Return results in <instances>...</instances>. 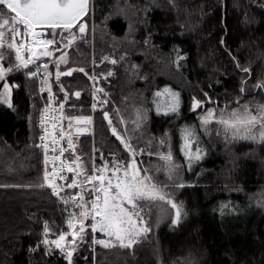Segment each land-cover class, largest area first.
Listing matches in <instances>:
<instances>
[{"label": "trees", "instance_id": "1", "mask_svg": "<svg viewBox=\"0 0 264 264\" xmlns=\"http://www.w3.org/2000/svg\"><path fill=\"white\" fill-rule=\"evenodd\" d=\"M261 5L264 0H175V7L170 0H93L92 11L83 19L87 31L78 42L80 52L69 57L67 68L88 70L94 26L97 57L102 62L100 88L109 97L98 92L94 133L79 136L75 153L70 152L69 157L79 156L86 167L93 157L95 164H100L99 154L107 160L110 154L123 157L122 145L103 112L107 110L111 119L119 109V115L131 119L135 109H144L148 120L132 132L131 142L155 153L158 139L165 133L171 136V151L185 186L168 189L182 202L186 215L178 225L171 224V215L158 226L153 224L145 239L131 248H104L85 235L74 251L73 264H264V204L257 202L264 193V144L229 143L215 132L204 135L197 120L199 110H188L190 99L201 98L202 92L219 101L220 107L236 106L233 101L237 97L240 104L264 101V94L253 87L258 79H264ZM174 49L186 57L180 68L174 63ZM2 51L6 61L10 56L14 59L6 48ZM107 55L115 59L124 55L131 63L116 66L104 61ZM233 57L242 67H250L251 74L241 72ZM133 66L139 71H131ZM109 72L112 75L105 80ZM241 80H247L243 94ZM7 82L20 87L12 91L14 109L0 103V264H69L59 249L50 251L43 243L38 246L44 238L45 222L54 238L67 229L61 199L39 188L43 156L38 148V116L44 102L38 95V83L20 72L10 75ZM55 84L59 99L66 96L69 106L80 109L90 105L91 86L83 74L59 82L55 79ZM165 86L180 93L178 117L156 112L155 101L162 98L154 94ZM77 91L79 97L74 94ZM105 99L108 103L101 104ZM71 112L90 115L86 109ZM192 123L206 155L189 171L179 129ZM149 140L152 148L146 147ZM77 192L66 191L61 196ZM222 204L228 205L223 213ZM94 237L100 239L101 233Z\"/></svg>", "mask_w": 264, "mask_h": 264}, {"label": "snow or ice", "instance_id": "2", "mask_svg": "<svg viewBox=\"0 0 264 264\" xmlns=\"http://www.w3.org/2000/svg\"><path fill=\"white\" fill-rule=\"evenodd\" d=\"M170 3L175 7V0H170ZM261 6L264 7V5ZM89 13L90 0H0V81L3 82L0 103L9 109H14L12 91L14 88H19L20 85L10 84L7 80L10 75H15L17 72L24 74L26 78H36L42 73L40 91L43 92L47 89V99L49 101L55 99L50 83L52 72L49 71V65L45 63L41 66L38 61L42 57L53 55L49 45L64 44L65 47H70L76 39L74 28L78 27L79 33L86 31L87 24L83 18ZM5 28H8V33L5 32ZM21 28L23 31H20ZM46 33L51 38H45ZM6 35L11 37L7 42V49L14 52V59L10 56L7 61L4 51H2L5 47ZM57 36L60 38L59 42L56 40ZM17 37H20L23 42H17ZM144 42L148 43V39ZM174 51L176 52L174 63L177 68H180L182 67L180 62L186 57L182 56L178 49H174ZM25 53L28 55L26 56ZM233 60L235 61V57ZM61 63H68L66 54L61 55L55 61L57 82L62 75L71 76L73 71H77L73 68H69L66 73L59 71ZM112 63L115 64L116 60H112ZM235 63L241 72L247 75L251 74L250 67H242L239 61H235ZM78 71L85 72L82 67ZM108 75H112V73L109 72ZM89 79L95 81L96 76H91ZM246 84L247 80H241V94L244 93ZM253 87L264 94V79H258ZM103 91V88L93 87L92 95L95 97L97 92L103 93ZM74 94L76 97L80 96L79 91ZM154 96L162 98L155 101L157 114L163 112L164 115L169 113L177 117L180 115L179 92L165 86ZM64 99L66 100L67 97L65 96ZM100 103L106 104L108 100H102ZM233 103L236 104V107H232L231 104L220 107L219 101L213 100L207 92H202L201 98L192 97L190 99L188 110L190 112L199 110L197 120L204 135L210 136L215 132L217 136H222L229 143L245 140L264 144V104H240V97H237ZM64 107V103L59 104V109L51 108L46 104L38 116V127L43 132L39 136L41 142L39 147L43 149L42 179L44 185L51 189L53 195L61 199L66 206L65 211H67V205L71 203L77 212L68 213L67 216V227L71 229V232L60 231L54 240L49 239V227L45 222L44 238L38 242V246L39 243H43L49 248L54 245L55 249H59L66 256L69 264H72L73 253L78 247V241H82L85 235L92 237L94 244L102 245L104 248L116 246L131 248L152 231L153 224L158 226L169 215L172 217L171 224L178 225L182 215H186V213L183 210L182 202L178 203L174 195L167 189L169 187L183 188L185 185L179 176L180 165L173 159L171 136L165 133L157 141L158 147L154 154L161 163L150 165L149 168L142 167L143 160L138 162L137 157H142L145 151L134 146L131 142L132 137L125 135V132L128 131L127 127L123 129L118 127L120 124H127V121L119 115L120 110L116 109L117 125L115 126L112 119L109 118V112L105 110L103 117L107 119L112 134L122 145L120 150L123 157L110 154V159L104 160L103 154H101V165L97 166L95 160L91 159L90 167H86L79 156L75 157V162L62 159L64 153L69 150H72L74 154L76 145L70 131L65 132L63 126H60L58 134L56 130L60 122L67 119V128L71 129L73 121H75L76 134H81L92 125L93 117L91 115H68L65 117ZM96 107V103L93 102L91 109L95 110ZM57 112L59 114H55ZM146 119V111L135 109L134 115L131 117L132 130L141 129ZM49 123H51V128L48 127ZM81 124L84 127H79ZM179 131L182 141L181 151L187 169L191 171L192 165L204 158L206 150L201 147L202 140L195 123L185 124ZM65 138L67 147L61 143ZM164 146H167L168 150L160 151L159 149ZM146 147L151 148V140L147 142ZM50 151L53 153L51 156L49 155ZM93 151L95 152V149ZM147 155L151 157L153 153L149 151ZM49 165H51V170H49ZM161 171L171 183H163L156 179V174ZM66 173H75L76 176L87 174L79 183L75 178H72L70 183H57V180L67 182L70 179ZM85 184L90 185L88 190H85ZM65 187L79 189V191L76 196L63 198L61 192ZM86 196L91 199H85ZM257 202L264 204V193L261 194ZM226 207H228L227 204L220 206L221 213ZM153 212L155 213L154 220H152ZM150 221L152 222L150 223ZM89 228L90 232L87 230ZM96 233H102L104 238L96 239L94 237ZM69 235L72 237L71 240L67 239Z\"/></svg>", "mask_w": 264, "mask_h": 264}, {"label": "rangeland", "instance_id": "3", "mask_svg": "<svg viewBox=\"0 0 264 264\" xmlns=\"http://www.w3.org/2000/svg\"><path fill=\"white\" fill-rule=\"evenodd\" d=\"M92 7H93V0H90V10L92 11ZM91 19H93V18H91ZM4 30H6V29H4ZM39 30V29H38ZM74 34H75V36H76V39L71 43V46L70 47H65L64 46V44H62V47H60V48H58L57 47V44H53V45H49V47H50V49H51V51H53L55 54H56V59H55V61L56 60H58L59 58H60V56L61 55H65L66 54V56H67V60H68V63H69V57H71V55H73V54H78L80 51H79V46H78V42H80V41H82L83 39H82V37L84 36V35H86V31H87V29H86V31L84 32V33H79V31H78V27L77 28H74ZM45 38H51L50 36H48L47 35V33L45 34ZM60 38H59V36H57L56 37V40H59ZM5 40H6V38H5ZM84 42H86V40H84ZM89 50H88V52L90 53V61H91V64H90V66H89V68H92V66H93V60H98L100 63H101V66H102V62L99 60V58L97 57V52H96V47H95V29H94V26H92V29H91V35H90V45H89ZM123 57V58H122ZM112 60H116V63H115V65L116 66H121V65H125V66H129L130 65V63L131 62H129L128 60H126V56H124V55H120V56H118V58L117 59H115L114 57H112L111 55H107L105 58H104V61H106V62H110V63H112ZM68 63L67 64H63V63H61L62 64V66H63V71L64 70H67V69H69V68H67V65H68ZM54 64H55V62H54ZM100 66V67H101ZM130 70L131 71H136V72H138L139 71V69H138V67H136V66H133V67H131L130 68ZM54 72V71H53ZM111 75H108V74H106V75H104V79L105 80H108V78L110 77ZM70 78V77H69ZM2 81H0V88H1V91H2ZM90 86H91V94H92V89H93V87H95V88H100V79H99V74L96 76V80L95 81H93V82H90ZM103 88V87H102ZM104 89V88H103ZM103 93H104V95H106L107 96V98L109 97L107 94L108 93H106L105 91H103ZM110 95V94H109ZM95 98H96V100H95V103H96V105L98 106V104H99V96H98V92H97V94H96V96H95ZM99 99V100H98ZM93 103V102H92ZM256 103H262V104H264V101L263 102H256ZM213 106V105H212ZM233 107H236V106H233ZM141 111H145L144 109H140ZM68 115H76V114H67V116ZM146 115H147V119H146V121L148 120V113L146 112ZM111 119H112V121H113V123H115L116 124V122H114V121H117L116 120V116H113V117H111ZM126 121H127V124H120V125H118V127L120 128V129H123V128H125V127H127V129H128V131L127 132H125V135H127V136H132V132H133V125L131 124V119H125ZM145 121V122H146ZM145 122L143 123V125L145 124ZM67 119H66V132H71L72 133V138H73V142H74V144L76 145V148H77V146H78V143H79V136L78 135H76V133H75V129H76V125H75V121H73V127L71 128V129H68L67 128ZM117 125V124H116ZM143 127V126H142ZM238 142H250V143H255V142H252V141H245V140H239ZM151 148H152V145H151ZM145 151V156L147 157V160H145V159H143V156L142 157H137V160H138V162L142 159L143 160V165H142V167H145V168H149L150 167V165H157V164H159V163H161L159 160H158V158L155 156V154L153 153V155L151 156V157H149L148 155H147V153L149 152V151H151V150H144ZM173 155V154H172ZM98 161H99V163L100 164H98L97 166H99V165H101V154H99L98 155ZM120 157V156H119ZM103 159L104 160H107V159H105L104 157H103ZM174 159V158H173ZM70 160L71 161H73V162H75V158H74V156L72 155L71 156V158H70ZM180 173V172H179ZM87 173H84L83 175H82V178L80 177V176H76V174L75 173H70V179H69V183L71 182V179L72 178H75V179H77V182L79 183L81 180H83V178H84V175H86ZM156 179L158 180V181H160V182H163V183H166L168 180H167V178H166V176H165V174H164V172L163 171H161V172H159L158 174H156ZM167 191H169L170 193H171V191L169 190V189H167ZM73 196H76V195H73ZM61 197H63V198H65V196H61ZM68 207H67V211H66V214H67V216H68V213H76L77 211V209H75L72 205H71V203L69 204V205H67ZM66 207V206H65ZM170 216V215H169ZM152 217H154L155 218V213L153 212V215H152ZM167 220V219H166ZM166 220H165V222H166ZM161 222H163V221H161ZM66 223H67V217H66ZM66 232H71V229H69L68 227H67V229H66ZM150 233V232H149ZM148 233V234H149ZM147 234V235H148ZM53 236V232L52 231H49V239L50 240H54V239H56V238H54V237H52ZM102 238H104V236H103V234L101 233V237H100V239H102ZM67 239L68 240H71L72 239V237H71V235H69L68 237H67ZM142 239H145V237L144 238H142ZM141 239V240H142ZM140 240V241H141ZM79 242V241H78ZM116 247H119V246H116ZM49 248V247H48ZM113 248V247H112ZM49 250L50 251H53V250H55V247H54V245L53 246H51L50 248H49Z\"/></svg>", "mask_w": 264, "mask_h": 264}, {"label": "bare ground", "instance_id": "4", "mask_svg": "<svg viewBox=\"0 0 264 264\" xmlns=\"http://www.w3.org/2000/svg\"><path fill=\"white\" fill-rule=\"evenodd\" d=\"M8 31L9 30H7V29L5 30L6 33H8ZM20 31H22V28L20 29ZM5 38H6V40H5V47L4 48L7 49V42H8V40L11 37H10V35H6ZM20 41H21L20 37H17V42H20ZM7 50H8L7 52H10V53H13L14 54V52H12L11 50H9V49H7ZM52 53H53V55L51 57H42L41 59L45 63H47L49 65V71L52 72V76L50 77V83L52 85V93H54L55 95H57V97L59 99V96H58L57 90H56V84H55V72L57 71V69L56 70H53L52 69L53 67H55L54 62H55V59H56V54L53 51H52ZM90 64H91V61H90ZM90 64H89V66H90ZM61 66H62V64H60V67L58 69L59 71H61ZM100 66H101V63L98 60H93V66H92V68H88V70L84 68L86 70V72H87L88 77L86 75H84V74L83 75L89 80V82H93V80L89 79V77H91V76H97L99 74ZM71 68H73V67H71ZM79 68H81V67H79ZM64 71H66V70H64ZM61 72H63V71H61ZM42 76H43V74L41 73L36 78H28V79L29 80H36L37 81V83H38V95L42 98V100L44 102V106H45L49 102V100L47 99V96H48L47 89H45L43 92L40 91V80L42 79ZM95 100H96V98L93 97V95L91 94V103H90V105H88L86 107H80V109H77L74 106H69V104L67 103L68 100H62L61 101L59 99V101L64 102L68 106V108H69L68 110H70V113L71 114L80 115L78 112L75 113V112H71V111H77V110H82V109L88 110L90 112V115L92 117H93V113H94V122H95V115H96L97 107L93 111L91 109V104H92V102H95ZM44 106H43V108H44ZM93 158L95 159V157H93ZM39 188L45 189L41 185L39 186Z\"/></svg>", "mask_w": 264, "mask_h": 264}, {"label": "built area", "instance_id": "5", "mask_svg": "<svg viewBox=\"0 0 264 264\" xmlns=\"http://www.w3.org/2000/svg\"><path fill=\"white\" fill-rule=\"evenodd\" d=\"M25 55L27 56L28 54L25 53ZM38 63H39L41 66H42L43 64H45V62H44L42 59H40V60L38 61ZM53 95H54L55 99L49 101V102L47 103V105H49L51 108L59 109V104H60V103H64V102L59 101L57 95H55L54 93H53ZM64 105H65V107H64V115H65V117H66L69 108H68V106H67L65 103H64ZM44 107H45V106H44ZM43 109H44V108H43ZM43 109H42V110H43ZM93 111H94V110H93ZM50 114H52V113H50ZM55 114H59V113L57 112V113H55ZM60 126H63V128H64V130H65V132H66V119L62 120V121L60 122V125H58L57 130H56V131H57V134H58L59 131H60ZM48 127L51 128V123L48 124ZM92 129H93V133H94V113H93ZM42 134H43V132L39 129V135H38V148H39V150H40V152L42 153V156H43V149H41V148L39 147V144L41 143L40 140H39V136L42 135ZM46 142H47V141H46ZM61 143H62V145H63L64 147H67L66 138H65V140L61 141ZM69 152H70V150H69L68 152H65L64 155L62 156V159L70 160V159H69ZM57 154H58V153H57ZM49 155L51 156V155H53V153H51V151H50V152H49ZM49 170H51V165H49ZM66 175L70 178V173H66ZM42 182H43V179H42ZM57 183H59V184H66V183H69V180H68L67 182H66V181L57 180ZM43 185H44V182H43ZM43 187L46 188V189H49V190L51 191V189H50L47 185H44ZM89 188H90V185L85 184V190H88ZM68 190H74V189H68L67 187H65V189H64L62 192H64V191H68ZM75 190L79 191V189H75ZM51 192H52V191H51ZM62 192H61V193H62ZM87 199L90 200L91 197H88V196H87Z\"/></svg>", "mask_w": 264, "mask_h": 264}, {"label": "water", "instance_id": "6", "mask_svg": "<svg viewBox=\"0 0 264 264\" xmlns=\"http://www.w3.org/2000/svg\"><path fill=\"white\" fill-rule=\"evenodd\" d=\"M20 39H21V38H20ZM73 69H77V71H73L71 76L62 75V76L60 77V79H62V78H64V77H72V76L75 75V74H84V75H85V73H87L85 69H84V70H85L84 73L79 72V71H78L79 67H73ZM66 72H67V70H66V71H63V73H66ZM86 76L88 77V75H86ZM75 125H76V123H75ZM76 127H77V125H76ZM79 127H84V125L81 124V125H79ZM91 132H92V131H91L90 126H89L87 131H85V132H83V133H81V134H76V135H78V136H87V135H89ZM75 133H76V129H75ZM73 255H74V253H73ZM72 264H73V263H72Z\"/></svg>", "mask_w": 264, "mask_h": 264}, {"label": "flooded vegetation", "instance_id": "7", "mask_svg": "<svg viewBox=\"0 0 264 264\" xmlns=\"http://www.w3.org/2000/svg\"><path fill=\"white\" fill-rule=\"evenodd\" d=\"M14 15V14H13ZM5 29H7L8 30V28H5Z\"/></svg>", "mask_w": 264, "mask_h": 264}]
</instances>
